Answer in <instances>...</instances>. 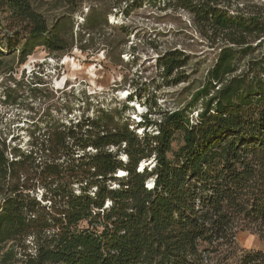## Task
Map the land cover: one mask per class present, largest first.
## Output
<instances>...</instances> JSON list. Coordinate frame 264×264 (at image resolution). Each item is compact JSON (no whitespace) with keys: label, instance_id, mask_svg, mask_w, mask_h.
Masks as SVG:
<instances>
[{"label":"trees","instance_id":"obj_1","mask_svg":"<svg viewBox=\"0 0 264 264\" xmlns=\"http://www.w3.org/2000/svg\"><path fill=\"white\" fill-rule=\"evenodd\" d=\"M163 1L218 50L192 101L133 128L103 112L32 133L26 148L0 141V264H264L237 243L245 229L264 240V4ZM2 4L24 34L0 32V74L16 53L65 50L62 19ZM189 61L168 50L157 63L178 84Z\"/></svg>","mask_w":264,"mask_h":264},{"label":"rangeland","instance_id":"obj_2","mask_svg":"<svg viewBox=\"0 0 264 264\" xmlns=\"http://www.w3.org/2000/svg\"><path fill=\"white\" fill-rule=\"evenodd\" d=\"M2 2L1 35L15 29L24 34L21 22ZM30 2L50 27L62 19L60 28L68 44L55 52L37 46L24 62L18 53L8 59L7 72L0 74V141L8 145L26 148L32 133L103 112L133 128L142 117L160 118L156 112L147 113L149 109L164 112L186 107L218 53L188 11L163 0ZM240 2L264 4V0ZM168 50L190 57L181 70L186 81L172 84L164 79L157 62ZM137 93L134 102L127 101L129 94ZM200 108L199 104L195 111ZM181 143L178 133L174 149ZM237 243L245 250L264 251V240L251 229L241 231Z\"/></svg>","mask_w":264,"mask_h":264},{"label":"built area","instance_id":"obj_3","mask_svg":"<svg viewBox=\"0 0 264 264\" xmlns=\"http://www.w3.org/2000/svg\"><path fill=\"white\" fill-rule=\"evenodd\" d=\"M149 165H154L153 159L149 161L148 163ZM152 184L149 182V186H151Z\"/></svg>","mask_w":264,"mask_h":264},{"label":"bare ground","instance_id":"obj_4","mask_svg":"<svg viewBox=\"0 0 264 264\" xmlns=\"http://www.w3.org/2000/svg\"><path fill=\"white\" fill-rule=\"evenodd\" d=\"M124 92V91H123Z\"/></svg>","mask_w":264,"mask_h":264}]
</instances>
